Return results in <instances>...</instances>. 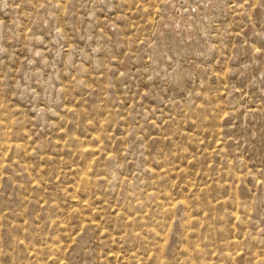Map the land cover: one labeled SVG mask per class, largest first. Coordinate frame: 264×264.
Here are the masks:
<instances>
[{"label": "rangeland", "instance_id": "rangeland-1", "mask_svg": "<svg viewBox=\"0 0 264 264\" xmlns=\"http://www.w3.org/2000/svg\"><path fill=\"white\" fill-rule=\"evenodd\" d=\"M0 264H264V0H0Z\"/></svg>", "mask_w": 264, "mask_h": 264}, {"label": "bare ground", "instance_id": "bare-ground-1", "mask_svg": "<svg viewBox=\"0 0 264 264\" xmlns=\"http://www.w3.org/2000/svg\"><path fill=\"white\" fill-rule=\"evenodd\" d=\"M195 0H186V2H189L190 4H193ZM183 20V19H182ZM188 21V20H187Z\"/></svg>", "mask_w": 264, "mask_h": 264}]
</instances>
